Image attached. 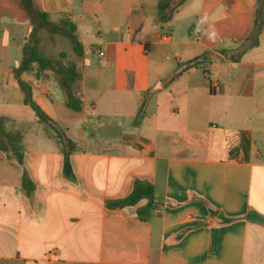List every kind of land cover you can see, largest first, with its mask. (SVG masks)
Wrapping results in <instances>:
<instances>
[{
    "label": "crops",
    "instance_id": "1",
    "mask_svg": "<svg viewBox=\"0 0 264 264\" xmlns=\"http://www.w3.org/2000/svg\"><path fill=\"white\" fill-rule=\"evenodd\" d=\"M162 1L33 0L52 22L72 21L92 57L81 70V112L66 96L49 100L34 89V102L56 124L74 127L75 150L54 139L28 146L25 134L22 168L0 151V264H264V116L256 127L220 128L190 101L197 79L207 81L206 101L232 89L238 101L262 100L264 60L252 57L264 44V10L257 45L236 62L224 52L252 39L258 0H197L186 22L181 13L194 1L187 0L169 23L159 19ZM30 26L19 0H0L8 103H17L12 72ZM209 51L217 61L210 78L190 68L162 86L178 69L169 56L190 61ZM137 186L151 197L110 206Z\"/></svg>",
    "mask_w": 264,
    "mask_h": 264
},
{
    "label": "rangeland",
    "instance_id": "2",
    "mask_svg": "<svg viewBox=\"0 0 264 264\" xmlns=\"http://www.w3.org/2000/svg\"><path fill=\"white\" fill-rule=\"evenodd\" d=\"M164 1V0H163ZM243 4L248 5L251 0H240ZM179 0H174L173 3L177 4ZM198 6V1L194 0L185 10L181 13V18L188 22L192 17V14L196 11ZM63 19L56 21L59 23ZM189 38L191 42H196V28L193 27L189 30ZM78 37V36H77ZM249 43V42H247ZM91 49L82 53V56H78L74 50L72 43L65 37L61 35H49L46 32L40 34V54L44 59L54 62L55 69L53 71H47L42 74L39 73L38 65H34L32 71L23 74H18L16 70L12 72L13 80L16 83V87L13 89V97L17 103H8L5 96V88L2 86L5 80L6 72L0 70V118L3 119V129L4 133L13 137L16 144L21 146L24 142V135L28 134V140L26 143L28 146L34 144H54L55 141L60 144H64L67 139H76V132L74 127L70 129L69 132L59 126L54 122L53 126L46 123L40 122L36 117L34 112L29 108L24 106L23 101L20 103V95H22V100L26 97L25 92L22 91L20 83H24L31 94V98L34 97V89L38 90V95L42 98L57 99L58 97L66 96L65 89L61 86V75L59 73L60 67H69L75 65L77 67V72L81 78L73 85L77 97L82 98V68L87 64L92 55L89 53ZM216 56L215 51H209L203 55L195 57L190 61L183 60L181 58L169 56L170 60L177 61L178 69L177 72L171 77L165 79L162 82L163 87L172 85L174 80L189 71L190 68H198L202 71V75L205 78H210L211 70L213 68L214 62H217L214 57ZM252 59L264 60V44L262 49L256 52V55ZM168 61V60H167ZM213 62V63H212ZM20 64V63H19ZM199 70V74L201 71ZM249 72V71H248ZM207 81L197 79L193 83H190L192 88V93L190 95L191 103L198 105L203 110H207L210 113L211 120L218 124L220 128L230 127V128H242V127H256L258 116H264V96H259L262 100L259 103L254 101H238L234 98V91L229 93L228 98L214 99L206 101L204 98V85ZM213 82V89L216 92H221L222 88ZM197 85V86H196ZM236 90V88H234ZM51 93V96L48 94ZM149 94L144 98V107L146 108V102ZM185 102L181 98V103ZM39 105V104H38ZM40 106V105H39ZM41 107V106H40ZM59 114L62 117H66L68 113L67 108L63 105H58ZM45 112V110L41 107ZM145 109H142V112ZM70 112V111H69ZM18 136L20 138H18ZM38 136V137H35ZM50 137V138H49ZM52 138V139H51ZM4 137L0 131V141ZM55 141H54V140ZM261 148H264V142L261 143ZM11 161H15L16 157L10 153H5Z\"/></svg>",
    "mask_w": 264,
    "mask_h": 264
},
{
    "label": "trees",
    "instance_id": "3",
    "mask_svg": "<svg viewBox=\"0 0 264 264\" xmlns=\"http://www.w3.org/2000/svg\"><path fill=\"white\" fill-rule=\"evenodd\" d=\"M173 1L174 0H164L159 4L160 22L169 23L172 20L174 13L181 6H183L187 0H179L177 4H174ZM19 2L20 7L28 15L31 26L22 49V58L19 68L16 71L18 74L32 71L34 65H38L40 74L47 71H53L55 69L54 62L44 59L40 54V34L43 32H46L49 35H61L67 38L72 43L74 52L78 56H82L83 46L77 37V28L72 21L69 19H63L59 23L52 22L46 13H43L36 8L33 0H19ZM258 2L259 8L256 20V28L258 29L254 31L252 39L248 41L249 43H251V41L253 42L251 44L246 42L237 50L224 52L230 60L239 62L246 52H248V50L257 45L256 40L259 31V23L263 19L264 10L263 0H258ZM59 73L61 75V86L65 89L67 107L75 113L81 112L82 102L77 97V94L73 89V85L79 78H81L77 72V67L75 65H71L69 67H60ZM20 86L22 91L26 94V97L23 100L24 106L29 107L40 122L53 126L54 121L41 109V107L36 102H34L26 85L24 83H20ZM2 125L3 119L0 118V131L4 137V139L0 141V151L10 154L13 153V155L16 157L15 161L17 162L18 166L22 168V145H17L13 137L4 133L5 131ZM18 138L20 137L18 136ZM64 145L68 152L75 150V145L70 140L65 141ZM8 160H11L9 156ZM64 170L66 176L70 177L72 172L68 157L65 158ZM22 187L24 190H28L30 187V180L25 171L22 173ZM143 192L144 194L146 193V196L151 197L152 195V193H149L147 189L137 186L134 193L129 198L110 204V206L121 207L135 204L142 198L144 195Z\"/></svg>",
    "mask_w": 264,
    "mask_h": 264
},
{
    "label": "clouds",
    "instance_id": "4",
    "mask_svg": "<svg viewBox=\"0 0 264 264\" xmlns=\"http://www.w3.org/2000/svg\"><path fill=\"white\" fill-rule=\"evenodd\" d=\"M207 21V18L205 17V18H202V22H206ZM207 35H208V38L209 39H214L215 38V32L213 31V32H209V33H207Z\"/></svg>",
    "mask_w": 264,
    "mask_h": 264
}]
</instances>
